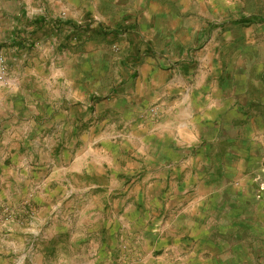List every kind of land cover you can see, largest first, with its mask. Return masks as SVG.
Returning <instances> with one entry per match:
<instances>
[{
    "label": "crops",
    "instance_id": "obj_1",
    "mask_svg": "<svg viewBox=\"0 0 264 264\" xmlns=\"http://www.w3.org/2000/svg\"><path fill=\"white\" fill-rule=\"evenodd\" d=\"M231 10L229 0H0L16 75L49 89L12 99L44 101L55 115L0 122V186L35 184L58 154L66 187H139L128 195L147 224L139 264H264V55L224 31ZM91 155L108 162L85 163ZM25 196L1 193L0 204ZM52 214L0 223V264L113 262L117 229L87 249Z\"/></svg>",
    "mask_w": 264,
    "mask_h": 264
},
{
    "label": "rangeland",
    "instance_id": "obj_2",
    "mask_svg": "<svg viewBox=\"0 0 264 264\" xmlns=\"http://www.w3.org/2000/svg\"><path fill=\"white\" fill-rule=\"evenodd\" d=\"M229 1L232 10L229 20L225 22L226 25L224 26V31L226 29L230 30L231 32L229 34L233 36L244 34V36H246V38L249 40L248 46L252 48V50L254 49L255 51L262 52L264 55V0ZM9 15L11 16L10 13ZM248 17H254L255 19L249 22H237ZM14 20H16V18L14 19L9 17L7 21L8 23H13L12 21ZM29 21L30 18H28L25 23V28L28 27L27 31L22 34L28 38H30L32 34L31 28H35V24H32ZM38 32H35V34L33 33L34 36L46 34L41 30L39 33ZM15 36V31L11 27L0 30V79L2 80V84H0V122L8 120L9 118H34L36 116L37 118H42V124H44L46 122V118L49 119L55 116L51 115L53 112L51 111V107H49L48 104H46L44 101L42 103L39 101L38 104H32V107H30V102L27 103L29 105H26L24 101H21V98L12 99L16 98L17 95L29 94V87L31 88V86L33 88L38 86V88L41 90L40 91L37 89L39 94H43L44 90L45 92L49 90L41 83L29 82L28 78H30V76L28 75H16V72L14 71L15 60L13 58L14 45L12 44ZM27 43V51H34V46H31L29 41H27ZM40 43L41 42H38L39 45ZM113 45L114 42H110L109 49L112 52L108 51L107 53L109 60H114L115 54H117L116 52L119 51L116 50ZM42 47L44 48L45 44L42 45ZM46 76L41 75V77L45 78ZM102 84L105 88H107L109 85L114 84V82L110 83L109 79L107 78ZM15 88H17L16 92ZM149 111L154 115L155 118H157V106H151ZM9 129L11 130L12 127ZM9 129L7 126L6 131H9ZM2 156L4 155H0V158H2ZM48 157L51 159L54 158V161L52 160V162H54L55 166L52 164L48 166L50 169L53 168L52 172L56 175L52 184L48 183L49 180H47V178L45 179L46 175L50 172L49 168H47V174L45 172L46 169H44L45 171L43 176H41L40 179L35 182V184H31L29 181H27L22 185L12 184V186H0V197L1 193H4L11 197V199L13 198L12 200L14 201L17 200L19 196L24 194L26 195L19 203L13 202V204H0V223L11 224L16 221L21 225H24L27 220L29 221V219L32 217H36L37 220L34 221H36L35 223H39L40 214L43 219V217L48 215L50 210H52L54 226L56 225V227L59 226V228H62L68 224L71 227V230H73V233L70 237L81 238L85 236L87 249H91L95 245L102 244V242L104 243L109 240L107 233H104L106 228L108 230L117 229L118 235L116 239L119 249L115 251L113 262L111 264H139L140 259L144 258L141 257L140 253L147 254V252L138 251L137 247V245L141 244L140 240L141 235L143 236L145 231V223L143 225L140 222L134 221L135 216L138 213L137 211L139 210L137 208L135 195L128 197L131 190L135 192V189H139V187H134L136 183L130 187H93L91 185L94 183L93 180H80V182L85 184L89 183L90 185L85 186L84 184H81L78 179L75 180L74 183L71 180L73 183L72 187H66L64 186L66 182L62 180L63 177H65V174L62 172V169H60V166L64 165L65 163L63 157L58 154H55L53 157ZM65 158L66 160L68 159V157ZM90 158H93L97 163L108 162V159L105 155H91L89 157L83 156V161L87 163L89 162ZM48 161L49 160L47 158L45 164H47ZM7 162L8 161L5 163L8 164ZM69 165L71 170L73 169L69 173L71 175L74 174V170L77 169V166L80 164L72 162ZM10 168H13L12 163ZM5 173L6 175H9L12 172L5 171ZM6 175H4V177H6ZM152 205L155 206V203L150 204V206ZM139 206H142V204H139ZM67 211L70 212L67 213ZM149 212L152 213L153 210L150 209ZM66 215L68 216L66 217ZM38 226L40 227V225ZM84 228L86 229V232L82 234L81 230ZM90 229L97 230L90 231ZM142 231L143 234H137ZM89 232H92V234L89 235ZM90 245H92V247ZM166 256H168V251Z\"/></svg>",
    "mask_w": 264,
    "mask_h": 264
},
{
    "label": "trees",
    "instance_id": "obj_3",
    "mask_svg": "<svg viewBox=\"0 0 264 264\" xmlns=\"http://www.w3.org/2000/svg\"><path fill=\"white\" fill-rule=\"evenodd\" d=\"M254 19H255L254 17L243 18L240 22H249V21H252Z\"/></svg>",
    "mask_w": 264,
    "mask_h": 264
},
{
    "label": "built area",
    "instance_id": "obj_4",
    "mask_svg": "<svg viewBox=\"0 0 264 264\" xmlns=\"http://www.w3.org/2000/svg\"><path fill=\"white\" fill-rule=\"evenodd\" d=\"M0 84H2V80L0 79ZM154 110V109H153Z\"/></svg>",
    "mask_w": 264,
    "mask_h": 264
}]
</instances>
